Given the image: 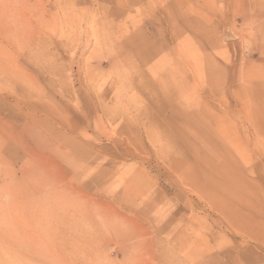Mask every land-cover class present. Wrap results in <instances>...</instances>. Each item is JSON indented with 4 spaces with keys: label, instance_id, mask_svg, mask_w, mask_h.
Returning a JSON list of instances; mask_svg holds the SVG:
<instances>
[{
    "label": "rangeland",
    "instance_id": "1",
    "mask_svg": "<svg viewBox=\"0 0 264 264\" xmlns=\"http://www.w3.org/2000/svg\"><path fill=\"white\" fill-rule=\"evenodd\" d=\"M0 13V264H264V0Z\"/></svg>",
    "mask_w": 264,
    "mask_h": 264
},
{
    "label": "bare ground",
    "instance_id": "2",
    "mask_svg": "<svg viewBox=\"0 0 264 264\" xmlns=\"http://www.w3.org/2000/svg\"><path fill=\"white\" fill-rule=\"evenodd\" d=\"M249 1H250V0H249ZM6 2H7V1H6ZM6 2H5V3H6ZM16 4H17V3H16ZM251 5H252V4H251ZM16 7H17V6H16ZM0 15H1V13H0ZM2 15H3V14H2ZM5 15H6V14H5ZM1 18H2L1 20H3V22H4L5 19L3 18V16H2ZM3 24H4V23H3ZM1 26H2V25H1ZM2 27H3V26H2ZM1 29H2V28H1ZM141 74H142V73H141ZM42 196H43V195H42ZM32 199H33V198H32ZM1 207H2V206H1ZM176 263H178V262L176 261Z\"/></svg>",
    "mask_w": 264,
    "mask_h": 264
}]
</instances>
